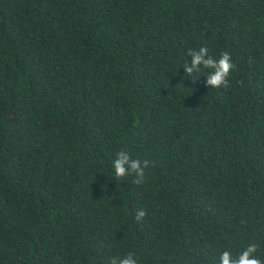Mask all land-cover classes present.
I'll list each match as a JSON object with an SVG mask.
<instances>
[{"label": "trees", "instance_id": "trees-1", "mask_svg": "<svg viewBox=\"0 0 264 264\" xmlns=\"http://www.w3.org/2000/svg\"><path fill=\"white\" fill-rule=\"evenodd\" d=\"M201 47L230 54L227 87L185 72ZM119 152L150 161L144 184ZM252 243L264 261V0H0V264Z\"/></svg>", "mask_w": 264, "mask_h": 264}, {"label": "clouds", "instance_id": "clouds-1", "mask_svg": "<svg viewBox=\"0 0 264 264\" xmlns=\"http://www.w3.org/2000/svg\"><path fill=\"white\" fill-rule=\"evenodd\" d=\"M187 55L191 58L190 62L184 64L185 72L191 75L195 71H199L201 66L204 69H212L208 75L207 85L211 88L227 87V78L234 67L231 56L228 52L221 53L218 59H213L208 54L206 47H201L198 51L189 49ZM127 165V167H126ZM143 165V166H142ZM150 166V161L140 159H130L127 152H119L117 158L113 161L115 177L117 179L128 176L130 173H135L136 178L133 183L140 186L145 183V169ZM147 213L143 209H137L135 219L137 222L143 220ZM257 245L249 244L237 257H233L229 251H224L220 255V264H264V261L257 258ZM110 264H137V260L131 253L117 260H111Z\"/></svg>", "mask_w": 264, "mask_h": 264}]
</instances>
